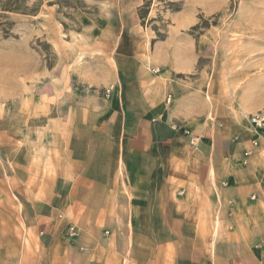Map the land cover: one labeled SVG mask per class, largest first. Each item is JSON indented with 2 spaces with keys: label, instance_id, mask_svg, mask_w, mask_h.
<instances>
[{
  "label": "crops",
  "instance_id": "1",
  "mask_svg": "<svg viewBox=\"0 0 264 264\" xmlns=\"http://www.w3.org/2000/svg\"><path fill=\"white\" fill-rule=\"evenodd\" d=\"M172 22L141 67L121 48L124 66L113 59L103 74L110 105L90 111L84 131L62 125L58 81L51 93L44 81L19 114L9 101L6 117L0 98V264H264V131L211 121L214 80L207 68L186 77L203 57L186 33L194 20ZM254 101L263 108L264 94ZM83 132L95 141L81 152Z\"/></svg>",
  "mask_w": 264,
  "mask_h": 264
},
{
  "label": "rangeland",
  "instance_id": "2",
  "mask_svg": "<svg viewBox=\"0 0 264 264\" xmlns=\"http://www.w3.org/2000/svg\"><path fill=\"white\" fill-rule=\"evenodd\" d=\"M56 1L24 0L30 10L38 4L35 16L4 13L0 8V98L5 100L6 117L11 107V114L24 111L25 100L40 93L44 81L50 93L51 83L58 81L63 97L62 125L70 132L76 126L84 131L83 127L93 124L89 112L99 114L111 100L112 87L105 84L103 74L114 65L113 59L124 66L119 60L121 48L126 46L135 55L132 61L141 67L157 42L170 35L172 19L178 13L194 20L186 33L196 40L194 53L200 56L202 51L204 57L200 56L193 74L186 77L198 79L207 68L203 75L214 80L211 90L220 97L209 113L211 121L232 116L236 123H246L250 132L249 116L264 110V106L258 110L252 106L254 98L264 94V0H83L85 9L73 12L71 19L59 14L57 5H50ZM5 29L10 35L7 38ZM206 35L211 39L200 44ZM90 73L102 82L90 86ZM246 93L250 100L243 101ZM96 124H100L98 119ZM258 134L252 138L250 150L243 153L244 165L259 148L254 145ZM76 136L81 152L95 141L87 132ZM263 152L257 154L262 159ZM78 236L77 229L74 238Z\"/></svg>",
  "mask_w": 264,
  "mask_h": 264
},
{
  "label": "trees",
  "instance_id": "3",
  "mask_svg": "<svg viewBox=\"0 0 264 264\" xmlns=\"http://www.w3.org/2000/svg\"><path fill=\"white\" fill-rule=\"evenodd\" d=\"M51 6L57 5L59 7L58 13L63 14L65 17L70 18L73 15V12L84 10L85 9V3L83 0H57L55 3H51ZM0 8L2 11L9 12V13H33V15H37L38 11V4L35 5V8L28 9L24 6V0H1L0 2ZM144 14L146 15V12L144 10H140L141 18L144 19ZM62 24L65 28H68V25L62 21ZM201 26H197L199 28ZM203 27V26H202ZM8 29H5L4 31V37H9V33L7 31Z\"/></svg>",
  "mask_w": 264,
  "mask_h": 264
},
{
  "label": "built area",
  "instance_id": "4",
  "mask_svg": "<svg viewBox=\"0 0 264 264\" xmlns=\"http://www.w3.org/2000/svg\"><path fill=\"white\" fill-rule=\"evenodd\" d=\"M168 102H171V98L168 99ZM249 122L255 130H263L264 129V110L257 112L254 115L249 116ZM198 141L199 139L197 137H192L190 140V145L192 148H195L196 151H199L198 148ZM254 145L256 147L259 146V142H255ZM250 153H246V156H248ZM262 157L264 158V152L262 153ZM68 236L70 238H74L76 236V229L74 227H71L68 231Z\"/></svg>",
  "mask_w": 264,
  "mask_h": 264
},
{
  "label": "bare ground",
  "instance_id": "5",
  "mask_svg": "<svg viewBox=\"0 0 264 264\" xmlns=\"http://www.w3.org/2000/svg\"><path fill=\"white\" fill-rule=\"evenodd\" d=\"M264 130V129H263ZM263 130H257V131H263Z\"/></svg>",
  "mask_w": 264,
  "mask_h": 264
}]
</instances>
